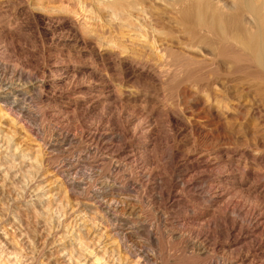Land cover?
I'll list each match as a JSON object with an SVG mask.
<instances>
[{"label":"rangeland","instance_id":"1","mask_svg":"<svg viewBox=\"0 0 264 264\" xmlns=\"http://www.w3.org/2000/svg\"><path fill=\"white\" fill-rule=\"evenodd\" d=\"M111 2L0 0V80L24 72L26 90L11 80L0 122L43 162L27 174L0 168V253L61 264L51 242L79 223L66 214L44 229L27 204L31 187L56 180L62 214L96 224L112 264H264L262 89L226 65L221 80L187 81L175 53L195 27L181 22L180 0ZM114 7L132 14L130 27ZM136 20L157 49L142 48ZM92 236L82 239L95 246Z\"/></svg>","mask_w":264,"mask_h":264},{"label":"bare ground","instance_id":"2","mask_svg":"<svg viewBox=\"0 0 264 264\" xmlns=\"http://www.w3.org/2000/svg\"><path fill=\"white\" fill-rule=\"evenodd\" d=\"M126 1H128L130 7H136V6L138 7V3L141 0H126ZM180 1H181L180 5L182 4V6L180 8L181 9L180 15L178 13L177 14L179 17L181 16L180 17L181 22L187 23V25L188 24L193 25L195 27V29L193 28L191 30L192 32L190 31V33H192V34L190 35V37H188L189 39L187 40V42H185L186 43L184 46L185 52H182L183 54L182 53L181 54L175 53V54H177L175 57V60H174V62L176 64L175 66L176 67L179 66L177 68L181 67L184 69V71L181 69L180 72L183 71L182 73L184 75H186L185 77H186V79H188L187 81H190V80L196 81V82L197 81L198 82H201V81L208 82L211 80L216 81V79L220 78V75L222 74V72L220 74V71H222V67L224 65H226V66H229V68L230 67L235 68L234 70L236 72H240L243 74L246 73V77L248 76L247 78L249 80L254 81V84H257L259 86V87H257L258 89L259 88L262 89V91L259 90V91H261L259 93V96L261 94V100L264 103V0H237V1L235 0L237 3L235 2L236 6H234L233 8L227 7L226 6L227 4L222 5L221 1L218 2L217 0H180ZM112 2H113V0H112ZM116 3H117V1H116ZM123 3H119L120 6H121V4L125 5V2H123ZM108 5H109V3H108ZM174 5H176V4H174ZM113 6H115V4H113ZM171 6H173V5H171ZM177 6H178V4H177ZM144 7H146V6H144ZM114 8H116V7H114ZM128 8L125 7V9H128ZM121 9H123V7ZM121 9L116 8L115 10L112 11V13H111L112 19H114V20H117V19L125 20V19L129 18L127 26L130 27L131 25H129V23H132V20H134L135 18L132 17V14L130 12L126 13L125 10H121ZM137 9H139V8H137ZM172 9H174V8H172ZM128 11H129V9H128ZM243 12H245V13L247 12L250 15V18L248 19L249 22L244 20V18L242 16ZM125 21H127V20H125ZM137 23L138 24L135 27V32L137 33V35H139L140 39L138 41H142V44H141L142 48L148 47V48L153 49V50L157 49V48H155L157 46L156 45L157 43L154 42L156 40L152 39V36L150 35L149 30L146 28V26L143 24V22L137 21ZM196 28H198V29L196 30ZM153 32H155V31H153ZM188 32H189V30H188ZM148 59H150V58H148ZM12 75H13L12 76L13 78H11V77H7V78L10 80V82L17 80L19 83V85H17V86L20 87V88L16 87L15 92H18L19 95H22V96L25 95V92H24V91H26L24 89L25 88V83H24L25 82L24 81L25 73L16 71ZM222 76H224V75H222ZM185 77L182 76V79L183 78L185 79ZM240 77L243 78V75ZM244 78H245V76H244ZM247 78H245V79H247ZM186 79H185V81H186ZM4 80L5 79L0 80V98H1V95L4 92L3 90L5 88H6V90H9L12 87L9 85V84L12 85V83H10L8 81H4ZM220 80H221V78H220ZM219 91H221V90H219ZM9 92L10 91H8L7 93H9ZM16 96H18V95H16ZM4 98H5V95H4ZM222 101H225V99L224 100H223V98L220 99L218 101V104H222L223 103ZM223 108L228 109L229 107L225 103ZM7 113L5 111H3L1 108L0 109V119L5 117ZM14 139H15L14 135H11L6 130H4L3 126L1 125V122H0V168L7 170V171H10L11 169L14 171L16 170L15 172L19 171V172H17V175L19 173H23V174L26 173L27 174V172L28 173L31 172L30 170L33 168H36L37 171L41 170L43 162H42V158L39 157L40 155L39 156H38V154L34 155L31 151L28 150V148H24L18 142H15ZM92 139L94 140L95 137H92ZM68 140H69V138L66 137L64 139V142L68 141ZM62 143H63V141H62ZM257 154H258V156H255V158H258L260 160L264 159V153L259 152ZM16 164H20V166L18 165L17 169H16ZM33 171H34V169H33ZM33 171L31 173H33ZM64 172H65V170H64ZM36 175H38V173ZM39 175H42V173ZM44 177H45V175L42 176V178L40 180H44L45 179ZM46 180H47V178H46ZM105 180L108 181L107 179H105ZM56 183H57L56 180L55 181L52 180V181H50V183H48L46 185H44V183L42 184V182H41V184H38L37 186H35L33 188L31 187L30 190H28V192H30V194H31L30 196H32L30 199H32V200L29 201L28 203L27 202L26 203L28 204V206H32V207L33 206L34 207L40 206V209L39 208H36V209L33 208V209H35V213H36V210L38 211L36 213L37 218L40 219V222H41L40 224H42L41 226H43L44 229H47L46 227L48 224L50 225V223L51 224L53 222L56 224L60 223L61 217L65 216L66 214H69L70 216L73 217V219H74L73 221L77 222L76 224L74 223L76 226L79 223L78 224L79 227H76L79 229L78 232L76 231L77 229L74 230L72 228L73 225L70 226L71 224L70 225L66 224V225H64V229H63L64 235H62L63 233L61 234V241H60V237L59 238L57 237V239L54 238L55 240L52 241L53 243L51 242V244H52L51 246L53 248L59 249L57 253H59V258L62 259L59 262H61V264L63 261L64 262L66 261L65 262L66 264H112V262H114V260H113L114 257L112 259L113 261H111V258L114 254L113 253L114 248H112L113 250L112 249L110 250V248H107L109 243H107V245H104L103 244L104 242H101L103 236H100V234H102V233H99L97 231L98 230L97 225L95 224L96 225L95 226L93 222H91L93 224L88 223L84 218L85 216L81 215L78 211H75V210L72 211L73 208H72L70 213L65 211L66 213L63 212L65 214H62L61 207H64L67 202L65 203V205H64V202H63V204L61 203L60 200L62 197L59 198V196L63 195L62 194L63 191L61 190L60 186ZM50 185H52V186H50ZM48 186H50V187H48ZM25 189H27V188H25ZM81 190H83V189H81ZM63 198H65V197H63ZM98 204H99V202H98ZM62 205H64V206H62ZM109 205H110V202H109ZM59 209H61V211H59ZM60 213L62 214V216ZM88 221L90 222V220H88ZM54 223H53V225H55ZM49 225H48V228H49ZM51 228H52V225H51ZM42 230H43V228H42ZM84 232L91 233L93 235L92 237H94V239H92V240H94L93 241V244H95V246L93 245L94 247L89 246V243H87V241H84V239H82V234H84ZM62 240L64 242L68 241L70 243V245L68 244L69 248H67L68 245L66 246L67 243L64 244L65 246L61 243ZM92 240H90V241H92ZM0 241H1V239H0ZM1 243L2 242H0V245H1ZM61 244L64 246V247L62 246L63 248H59V246ZM2 245H3V243H2ZM15 245H16V243H15ZM1 246H0V249H1ZM97 249H98V251H96ZM2 250H3V252L0 253V264H18V263L20 264V262L21 263L23 262V264H26L27 260H24V261L21 260V255L19 254V251L16 250V248L14 251L5 252L4 249H2ZM12 250H13V248H12ZM115 250H117V249H115ZM54 253H55V251H54ZM55 255L57 258L58 257L57 254H55ZM79 258H82V260H80ZM108 258H110V259H108ZM117 258L119 259V257H117ZM138 260H140V259H138ZM110 261H111V263H110ZM140 262H138V263H140ZM135 264H136V262H135Z\"/></svg>","mask_w":264,"mask_h":264}]
</instances>
